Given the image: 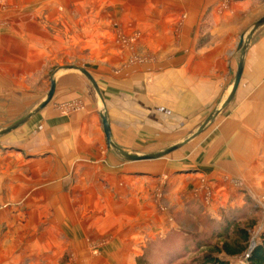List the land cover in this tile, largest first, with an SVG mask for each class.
I'll list each match as a JSON object with an SVG mask.
<instances>
[{
	"label": "crops",
	"instance_id": "1",
	"mask_svg": "<svg viewBox=\"0 0 264 264\" xmlns=\"http://www.w3.org/2000/svg\"><path fill=\"white\" fill-rule=\"evenodd\" d=\"M119 2L126 28L142 30L139 51L155 54L156 61L114 70L116 60L103 59L102 66L90 68L103 100L94 95L79 71L56 73L54 101L29 118L27 122H34L28 132L32 141L21 140L20 144L32 150L34 159L44 156L38 165L41 169L48 163L49 177L58 176L64 169L73 179L66 202L41 201L38 208H66L70 212L62 213L61 222L57 219L48 223V229L33 238L34 245L24 253H18L14 260H0V264H61L68 246L72 256L68 264H143L149 244L153 245L157 235L173 224L176 212L185 211L196 218L192 208L198 205L203 213L215 218L221 201L233 193V187L222 177L211 178L215 172L211 162L216 156L210 155L218 147L219 166L227 170L225 153L239 149L243 134H259L257 109H263L264 83L235 113V118L243 120L237 126L240 129L233 131L237 139L231 137V127L223 126L216 145L200 148L202 161L198 163L172 157L122 160L107 143L101 116L105 112L109 117L115 145L133 154H148L160 143L167 144L173 134L183 135L184 119L190 115L197 120L211 107L214 96L227 91L228 72L234 70V66H228V48L235 36V25L238 31L242 21L238 17L248 7L255 11L264 5V0L230 2L232 9L224 11L221 0ZM63 3L65 12L56 8V4ZM71 3L73 0H0V100L37 99L35 87L37 82L46 81V69L57 57L56 51L59 54L82 48L83 43L91 49L99 46L93 24L88 25L87 39H82L80 25L81 16L95 14L94 2L86 9H79L78 3L68 9ZM70 16L75 18L71 22L72 34L65 31V26L58 27V22L54 23L57 28L52 26L57 20L64 24L61 19ZM201 40L208 43L199 45ZM263 48L264 42L252 49L254 60L264 61ZM105 55L116 57L112 51ZM246 58L242 82L233 99L242 93ZM31 91L34 95H29ZM38 125L42 129L35 130ZM246 139L240 149H260L259 137ZM12 146L16 150L21 147ZM201 175L209 176L212 183L205 178V185ZM159 181L165 187L163 202L174 211H160L154 193ZM203 185L214 190L211 204ZM54 190L50 189V194ZM47 192L44 189L40 194ZM81 192L84 196L79 199L76 193Z\"/></svg>",
	"mask_w": 264,
	"mask_h": 264
},
{
	"label": "rangeland",
	"instance_id": "2",
	"mask_svg": "<svg viewBox=\"0 0 264 264\" xmlns=\"http://www.w3.org/2000/svg\"><path fill=\"white\" fill-rule=\"evenodd\" d=\"M119 1L120 0H73L71 6L70 4L67 5L68 9H70L74 7L75 3H78L79 9H86L91 6L89 3L94 2L93 7L96 9L95 14L81 16L80 25L82 27V39L83 37L87 39V31L88 27H90L88 25L89 23L93 24L92 27L96 31V39L98 40L99 46L91 49L83 43L82 48L67 49L65 52L60 51L59 54L56 51L54 54L57 57L51 61V66L46 69V77L44 78L46 81L43 82L41 80L42 82H37L35 87L37 99L26 101L0 100V131L20 121L39 107L50 91L49 86L52 78L56 79V73H58L59 70L62 71V68L65 66L74 64L89 71L90 68L102 66L104 60L115 59L116 62L112 64L114 65L113 69L118 70L124 66H146L156 61L155 54L150 52L142 53L139 51L141 49L139 44L143 39L142 30L139 28H126L127 23L123 19L124 15L120 12L121 8H119ZM236 1L239 0H221L220 5H222V10L232 9L230 2ZM56 8L64 12L67 10L64 3L63 5L56 4ZM262 17H264V5L256 8L255 11H251V7H248L246 10H243L241 16L238 17L242 21L239 23L238 31L237 24L235 25V36L231 39V44L228 48V66H234V70L233 72H231V70L228 72L229 84L227 91H224L223 95L219 94L214 96L211 107H208L206 112L199 115L197 120L195 116L191 118L190 115H188V120L184 119L183 135L179 133L173 134L174 138H169L167 144L160 145V143L157 145V148L152 149L153 151L151 152L163 151L168 147L184 142L182 148L168 153L161 158L167 159L168 157H172L180 161H186L187 163H198L202 161V157L199 156L200 152H198L200 148L216 145L217 139L220 138V129L223 126L231 127L229 128L230 131H232L231 137L233 140L237 139L235 138L237 135L233 134V131L240 129L237 126L239 122L243 120L235 118L237 117L235 113L241 109L245 101L248 102L252 99L250 96L256 88L264 83V61L262 59L254 60V54L252 53L253 48L264 42V25L255 31L251 39L249 35L255 22ZM73 19L75 18L71 16L64 17L61 19L64 24H60V20L55 22H53V20L50 21L53 22L52 26L54 28H57V25L58 27L65 26V31L72 34L73 26L71 22ZM56 22H58L57 25L54 24ZM54 28L52 32L55 31ZM242 39L248 42L245 54L248 68L242 85V89L244 88V90L242 91L241 89V95H237L231 103L225 108H222L223 103L233 88L239 63L243 56L244 50L242 48L240 49V42ZM199 43V45H203L208 43V41L201 40ZM262 50L264 52V48ZM107 51H112L113 55L116 57H107V55H105ZM125 53L128 55H126L124 59L123 55H125ZM92 54H94L93 56H95V58L91 57ZM86 80L89 86H91L94 95L97 96L98 94L95 87L88 78ZM32 92L33 91H31L29 95H34ZM53 101L54 97L50 102ZM262 102L263 109H257L259 134H243L241 141H246V138L255 140L256 137H259L260 149L253 150L251 148L246 149L245 147L244 149H240L241 142L239 143L238 141L239 149H231V151L225 153V157L228 161L227 170L219 166L218 147L215 152L210 155L211 157L213 155L216 156L211 162L212 172L213 168L215 170V174L213 173L211 178L214 177L213 179H215L216 177H222V180L228 183H226L227 185L233 187L231 188L233 193L230 195V198L221 201V207L219 208L220 214L218 213V217L214 218L209 213H203L202 208L198 205L192 208L195 211L194 215L196 218L191 217V215L185 211L176 212L173 218L171 216L173 224L170 225L166 231L157 235V239L154 240L153 245L149 244V252L145 255L146 258L143 264H189L193 258L200 257L206 249L202 248L200 251L194 253L189 252L191 251L190 247H186V245L188 246L189 243L195 245L197 235L199 237L201 235V237L209 238L212 247L215 246L216 243H222V238H217L213 235H215V232L224 229L228 221L232 222L234 219L237 225L251 228V239L247 252L242 255L231 257V262L233 264H248L246 261L248 253L251 252L257 242L261 241L262 233H264V101ZM215 111H219V114L201 133L197 134L200 130L199 128ZM32 125L34 126V122L30 120L27 124L21 125L19 129L0 135V260H14L18 253H24V250H27L30 245H34V242L31 241L48 229V223L52 224V221L57 219H60L59 222H61L63 215L70 212L66 208L60 211H51V209L42 211L38 208L41 201H46L48 203L66 202L69 198V186L73 179L69 177L70 175H66L67 173L64 169L58 176L49 177V170L46 168L48 167V163L42 164L41 169L38 165L43 162L44 156L42 158L37 155L34 159L32 150H27L20 144L21 140H24L25 143L27 141L29 143L32 141V136L28 134V132L30 133L32 131ZM38 126L39 127H35V130H40V128L42 129L43 127L41 125ZM25 131H27V133H24ZM196 134L197 136L194 137ZM17 135L20 136V138H16ZM13 144H19L21 146L20 148L18 147L20 150H16V146H12ZM187 145H189L188 148ZM233 146L234 145H232V147ZM110 148L115 150L113 147ZM122 160H125V158L122 157ZM190 167L193 168L194 165L191 164ZM222 171H224L223 174L220 173ZM204 175L200 177L206 185L205 178L209 179L210 177H204ZM213 179H209V182L212 183ZM52 188L55 190L53 194H50L49 190ZM44 189L48 192L46 195L41 196L40 193ZM202 189L206 191L208 195V204H211V194L214 191L213 188L203 185ZM154 193L158 201V207L161 208L160 211L169 210V204L166 205L163 202L165 187L162 185L161 181L155 184ZM76 194L79 199L84 196L82 192ZM171 210L174 211L173 208ZM46 213H48V215H45ZM60 213L61 215L58 217ZM180 251L188 252L185 258L179 259L178 256ZM173 254L178 256L175 255L174 257ZM71 259L70 246H68L61 260V264H68L71 262Z\"/></svg>",
	"mask_w": 264,
	"mask_h": 264
},
{
	"label": "trees",
	"instance_id": "3",
	"mask_svg": "<svg viewBox=\"0 0 264 264\" xmlns=\"http://www.w3.org/2000/svg\"><path fill=\"white\" fill-rule=\"evenodd\" d=\"M234 219L232 222L228 221V224L217 232L215 237L222 238V243H216L212 247L210 239L207 237L196 236V244H191L186 247H190L189 252H198L200 249L206 250L200 257H195L189 264H233L231 257L242 255L247 252L250 244V231L251 228L237 225ZM233 224V225H232ZM183 253V254H182ZM188 252H181L179 259L185 258ZM173 254V256L175 257ZM223 255V256H222ZM248 264H264V233H262L261 241L252 248L249 257L247 258Z\"/></svg>",
	"mask_w": 264,
	"mask_h": 264
},
{
	"label": "water",
	"instance_id": "4",
	"mask_svg": "<svg viewBox=\"0 0 264 264\" xmlns=\"http://www.w3.org/2000/svg\"><path fill=\"white\" fill-rule=\"evenodd\" d=\"M263 25H264V17L260 18V20L255 22V24H254V26H253L252 30L250 31V34H249L250 35V39L253 36V34L255 33V31L257 29H259ZM247 47H248V42H245V39H242V41L240 42V49L242 48L244 50L243 51V56L241 57V60H240V63H239V68H238V71H237V74H236V77H235V80H234L235 83L233 85V88L231 89L230 93L227 96V99L223 103L222 108H225L233 100L234 95H235L237 89L239 88V86H240V84L242 82L241 78H242V75H243V72H244V68H245L244 60H245V54H246ZM72 69L82 72L86 76V78H88L90 80L92 85L95 87L98 95L103 100L102 93H101V90H100V86H98L97 81L94 78L93 74L90 71L84 69L83 67L78 66V65H74V64H71L69 66H65V67L62 68V70H71V71H72ZM50 87H51V89L48 92L47 97L42 101V104L39 107H37L33 112L29 113L26 117L22 118L20 121L12 124L10 127L6 128L4 130H1L0 131V135L6 134V133H10V132H12V130L20 127L21 125H23L25 123H27V121L29 120V118L31 116H33L34 114L38 113L39 111L42 110V108H44L46 105H48L49 102L54 97L55 92H56V88H57L56 87V80L54 78H52V80H51ZM218 112L219 111L213 112V114L199 128L200 130L197 132V134L201 133L204 130V128L210 122H212V120L219 114ZM101 117L103 118L104 131L106 132V135H107V143H108V145L113 147L122 157H124L128 161L151 160V159L161 158V157L166 156L168 153H171L173 151H176V150L182 148V146L184 144V142H182L181 144H176L174 146L168 147V148H166V150L159 151V152H151L150 154H138V153L133 154V153L125 151V150H123V149H121V148H119V147H117L115 145V143L113 141V133L111 132L109 117L107 116V114L105 112L102 114ZM197 134L194 135V137L197 136Z\"/></svg>",
	"mask_w": 264,
	"mask_h": 264
},
{
	"label": "built area",
	"instance_id": "5",
	"mask_svg": "<svg viewBox=\"0 0 264 264\" xmlns=\"http://www.w3.org/2000/svg\"><path fill=\"white\" fill-rule=\"evenodd\" d=\"M249 255H250V252L248 253L247 258L249 257ZM247 258H246V261H247ZM247 262H248V261H247Z\"/></svg>",
	"mask_w": 264,
	"mask_h": 264
}]
</instances>
